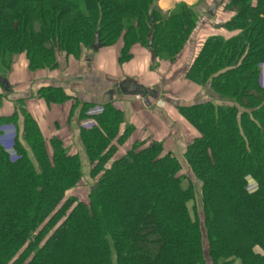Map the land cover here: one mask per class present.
Segmentation results:
<instances>
[{
    "label": "trees",
    "instance_id": "obj_1",
    "mask_svg": "<svg viewBox=\"0 0 264 264\" xmlns=\"http://www.w3.org/2000/svg\"><path fill=\"white\" fill-rule=\"evenodd\" d=\"M157 2L0 0V68L20 55L31 72L56 53L78 57L96 34L101 47L122 39L120 64L133 44L148 42L155 58L173 62L198 19L184 4L163 16ZM225 10L185 74L215 96L176 106L194 132L184 173L161 142H135L119 155L132 130H121L112 103L91 117L93 127L77 129L75 153L44 140L27 114L22 124L15 113L0 116L18 132L14 158L0 146V264H264V0H228ZM38 97L68 99L60 88ZM86 181L85 201L66 196Z\"/></svg>",
    "mask_w": 264,
    "mask_h": 264
},
{
    "label": "crops",
    "instance_id": "obj_2",
    "mask_svg": "<svg viewBox=\"0 0 264 264\" xmlns=\"http://www.w3.org/2000/svg\"><path fill=\"white\" fill-rule=\"evenodd\" d=\"M175 2L176 0H159L158 7L166 12ZM188 2L191 6L198 0H188ZM199 21H201L200 18ZM217 28L213 24L212 26L204 24L199 27L196 31V38L193 40L192 37L173 63L163 59L158 60L149 48L136 44L130 50L131 59L120 64L118 57L122 40H119L113 47H101L92 58L86 60L84 65H71L73 71L69 77L65 78L64 73H58V88L63 89L66 95L71 96L73 100L56 106L46 105L42 100H36L32 96L36 90L42 88L43 85L39 83L43 82L36 83V77L27 70L26 62H22V67H20L21 62H18V65L13 68V77L4 78L8 82L7 88L0 86L3 87L5 94L11 91L12 97L8 98L10 102L20 99L25 101L28 112L37 122L46 140L54 137L60 139L71 153L72 150L75 153L78 149L77 129L79 127L90 128L95 125L91 119L79 122L80 112H76L78 109L76 110L74 106L77 103H80L81 107L83 104H91L92 109L87 115L92 117L101 112L102 103L104 105L112 103L124 115V125L121 130L125 127L132 130L126 143L119 149V155L135 142L148 144L154 141L162 143L164 152H171L174 155L173 147L176 144V137L178 138L176 134L180 136V132L187 131L188 136L193 137L192 129L178 115L176 106L209 99L205 93L204 95L201 93L198 86L185 79V74L202 42L207 37L216 34ZM196 42L200 44L196 46ZM97 77L99 79L95 80ZM125 82L139 88L138 95H122L118 86ZM259 83L264 84V64L260 67ZM72 93L75 94L71 95ZM165 99L171 100V103ZM180 100L184 104L174 103ZM72 112L74 116L69 119ZM0 113L3 116H10V106H4L0 109ZM10 132V128H7L6 136H10ZM170 147L172 150H169Z\"/></svg>",
    "mask_w": 264,
    "mask_h": 264
},
{
    "label": "rangeland",
    "instance_id": "obj_3",
    "mask_svg": "<svg viewBox=\"0 0 264 264\" xmlns=\"http://www.w3.org/2000/svg\"><path fill=\"white\" fill-rule=\"evenodd\" d=\"M188 3H189L188 0H176L174 5L172 6V8H170L166 12H163L162 10H160V8L158 7V2H157V7L161 11L163 16H168V15L172 14L175 11V6L176 5L184 4L187 7H191L193 9L195 15L197 16V19H198L197 28L203 26L204 24L205 25H209V26L210 25L212 26V24L213 25L214 24H220V23H222V21L225 20V18H229V15L227 13L228 11L225 10V7L227 6L228 0H198V2L196 4L191 5V6L188 5ZM213 4H215V6H216L215 15H214V17H210V16H208L207 12H208V9L210 8V6L213 5ZM199 18H200V20L202 22L199 21ZM195 36H196V32L193 35V40H194V38H196ZM119 40H122V39L120 38ZM136 44H138L140 46H143V47H146V48H149V49L151 47V43H150V47L148 46V44L146 46V45H144L142 43H135L132 46H134ZM199 44H200V42H196V46L199 45ZM113 46L114 45L109 46L108 48L113 47ZM132 46L129 49V58L126 61H124L123 63L128 62L131 59L130 50H131ZM102 48H104V47H102ZM94 53L95 52H93L91 49H88V50L83 49L81 54L78 57L65 56L64 54L56 53L54 55V61L52 63H50V64L45 65L42 69L35 70L34 72L29 71L28 68H27V70L30 72V74L32 73L36 77V83L37 82L38 83L39 82H43V83H39V84L43 85L42 88L58 89V75L60 73H64L65 74L64 75L65 78L69 77V74L73 71L72 68H71V65H80V64L84 65L87 59H90V58L93 57ZM19 57H20V59H19ZM158 60H162V59H158ZM163 60H165V61H167L169 63H173L175 61L174 60L173 62H170V61H168L166 59H163ZM18 62H21L20 67H22L24 62H26V65L28 67V63L26 61L25 56L24 55H20V56H16L14 58L13 63L11 64V66L10 65L9 66H5V68H3V69L0 68V74H4V77H7V78L10 77V76L13 77L14 74H12V71H13L14 66L16 67L18 65ZM15 76H16V74H15ZM20 78H21V76H20ZM98 79H99V77H97L95 80H98ZM163 81H165V80H163ZM199 88L201 89V93H203V95H204L203 87L202 88L199 87ZM40 89L36 90L33 93L34 95H32L33 97L36 98V100H42L46 105H54V106L58 105V103H46V101L44 99L38 97V91ZM61 90L63 91V89H61ZM7 92L6 93L8 95L5 94V92L3 91V87L0 86V95H2V98H1V101H0V109H2L6 105H9L10 109H11L10 116L12 114H14V113L17 114V116L19 118L18 119L19 120L18 121L19 124L20 123L22 124L23 119H24V115L27 114V115H29L31 117V119L36 123V125L38 127L37 122L32 117V115L28 112L27 107L25 105L26 104L25 101L20 99V100H16V101L10 102V100H8V98L12 97V93H11V91L10 92L7 91ZM64 94L66 95V92H64ZM74 94L75 93H72L71 95H74ZM67 97H68V99L65 102L73 100L71 98V96L67 95ZM165 100H167V99H165ZM167 102L171 103V100H167ZM174 103L184 104L182 100H180V102L179 101H174ZM217 103H219V102H217ZM79 105H80V103L79 104L77 103L74 106L75 109L76 108L78 109V111H76V112H80L81 111L80 109L82 107L79 106ZM100 107H102V105H100ZM87 108H85V109L83 108L84 109L83 111H87V110L89 111L90 109H92V105L87 107ZM1 114L2 113H0V116H3ZM8 116L9 115H5L4 117H8ZM73 116H74V112H72V115H70L69 119H72ZM87 119H91L94 122V120L91 117L90 118L88 117V118L84 119V121L87 120ZM7 128H10V130H11V132L9 134L10 136H6V134H5V132L7 131ZM15 128H17V124H13V123H10V122H8L7 125H5V126L4 125H0V146L4 148V150L9 154L11 159L15 157L14 154L9 152L10 148H12L15 134L17 135V133H18L17 131H15ZM38 129H39V127H38ZM39 131H40V129H39ZM184 132L185 133H183V132L181 133L180 132V136L177 135V134L175 135V136H178V138L176 137V144L173 147V151L175 152L174 156L180 161L183 173L185 172L184 169L186 168V164H185V162L183 160V152L185 151V146L192 139L191 136H188V132L187 131H184ZM40 133H41V131H40ZM191 133L194 134V132L192 130H191ZM41 135H42V133H41ZM76 135H77V133H76ZM42 137H43V135H42ZM54 138H56V137H54ZM44 140H46V139L44 138ZM169 150H172V147H170ZM76 151H78V149ZM72 153H73V150H72ZM80 157H81V160H82L83 173L85 175L86 161H85V158L83 157V154H81ZM88 188H89V181L88 182L86 181L85 183L81 182V184L78 185V188L68 191L66 193V196L67 197L74 196V197H77L78 199H80L82 201H85L86 200V195L88 193ZM247 189L249 191L253 190V183L251 182V180H248V188ZM203 243H204L203 244L204 251L206 253L207 250H206V242H205V240H204ZM255 252L256 253H261L258 248H255Z\"/></svg>",
    "mask_w": 264,
    "mask_h": 264
},
{
    "label": "water",
    "instance_id": "obj_4",
    "mask_svg": "<svg viewBox=\"0 0 264 264\" xmlns=\"http://www.w3.org/2000/svg\"><path fill=\"white\" fill-rule=\"evenodd\" d=\"M215 10H216V6L213 4L210 6V8L208 9V16L210 17H214L215 15ZM215 28H217V26L215 25ZM148 46L150 47V43H148ZM101 47V45L99 44V41H98V35L96 34L94 36V39H93V43L90 47V49L93 51V52H96L98 51V49ZM0 85H3L5 88L8 87V82L6 79L4 78H1L0 77ZM118 89L120 91V93L124 96H132V95H136L140 92V89L131 85L129 82H125V83H122L118 86ZM205 90V93L208 97H214L215 96V93L213 92V90L209 87V86H206L204 88ZM104 105V103H102Z\"/></svg>",
    "mask_w": 264,
    "mask_h": 264
}]
</instances>
